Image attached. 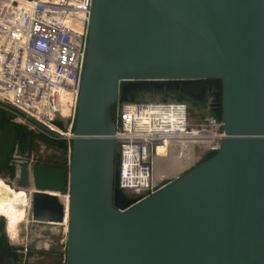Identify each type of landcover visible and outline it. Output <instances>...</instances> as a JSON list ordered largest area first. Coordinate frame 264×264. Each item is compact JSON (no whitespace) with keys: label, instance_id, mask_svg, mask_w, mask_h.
<instances>
[{"label":"water","instance_id":"obj_1","mask_svg":"<svg viewBox=\"0 0 264 264\" xmlns=\"http://www.w3.org/2000/svg\"><path fill=\"white\" fill-rule=\"evenodd\" d=\"M163 86L212 97L222 145L129 199L115 108ZM16 135L0 127V163ZM71 136L67 167L31 166L39 191L69 196L64 264H264V0H93ZM30 218L62 223L64 206L35 193Z\"/></svg>","mask_w":264,"mask_h":264},{"label":"built area","instance_id":"obj_2","mask_svg":"<svg viewBox=\"0 0 264 264\" xmlns=\"http://www.w3.org/2000/svg\"><path fill=\"white\" fill-rule=\"evenodd\" d=\"M92 1L0 0V110L15 115V123L29 121L41 134L64 140L68 158ZM63 91L71 96L65 111L59 99ZM128 104L170 110L175 118L137 129L138 113L128 111ZM211 104L208 96L202 110L206 114L198 120L191 118L186 102L175 100L115 108L119 190L127 198L145 199L172 180L157 177L158 162L172 157L189 161L185 172L219 151L222 122L211 113ZM30 157L32 166V150Z\"/></svg>","mask_w":264,"mask_h":264},{"label":"rangeland","instance_id":"obj_3","mask_svg":"<svg viewBox=\"0 0 264 264\" xmlns=\"http://www.w3.org/2000/svg\"><path fill=\"white\" fill-rule=\"evenodd\" d=\"M164 95H167L166 93ZM168 96V95H167ZM165 96V97H167ZM60 106L62 111L66 110L67 105L70 103L71 96L63 91L59 93ZM163 99L162 95L151 92H143L137 96L136 103L156 102ZM163 100H166L163 99ZM167 100H171L168 98ZM62 103V104H61ZM67 104V105H66ZM150 109L137 112L136 115V128L148 129L155 125L156 122H170L171 118H175V115H171L168 111H159L155 107H149ZM191 118L194 120L201 119L205 116V112L198 107H190ZM8 117H12L13 120L18 119L15 115L5 111ZM10 117V118H11ZM23 121V120H22ZM24 124L31 126L29 121H23ZM18 124H22L19 123ZM38 132L37 129H35ZM40 133V132H38ZM54 137V136H52ZM55 140L54 138H51ZM57 140V139H56ZM30 147V146H29ZM164 151L159 149L158 153ZM13 154V153H12ZM32 155L36 162L49 164V165H61L63 167L68 166V147L66 150L60 149L58 146L50 145L46 142L35 140L32 144ZM12 156V155H11ZM10 156V158H11ZM189 163L186 160L178 161L172 157L168 161L158 162L157 164V177L167 180L173 179L183 168ZM184 171H182L183 173ZM181 173V174H182ZM10 173L7 171H0V183H6L10 181ZM163 182V183H164ZM62 197L65 196L61 195ZM1 209V206H0ZM48 229V230H47ZM39 235V236H38ZM41 235V236H40ZM39 237V238H38ZM65 250H66V236L63 234L62 228L59 226L48 225L45 223H31L29 225V235L27 247L23 249L24 253L14 258H5L4 261H13V264H64L65 263Z\"/></svg>","mask_w":264,"mask_h":264},{"label":"bare ground","instance_id":"obj_4","mask_svg":"<svg viewBox=\"0 0 264 264\" xmlns=\"http://www.w3.org/2000/svg\"><path fill=\"white\" fill-rule=\"evenodd\" d=\"M126 106L127 109L135 107L132 104H128ZM60 131L63 132V130ZM27 140L29 139L27 138ZM29 146L30 143L28 142L26 151L21 150L18 144V135H16L10 152L8 153L6 159L0 163V165H3L4 163L8 162L10 159L9 162L10 166H14V174L13 176H11L10 181L6 183H0V203H6L8 205L9 208L7 215L19 223L18 228L15 231L6 232L5 228L4 231L5 234H8L10 236L22 238L24 245H27L28 243L29 225L31 223H34L30 218V209H31L32 195L35 193H42L45 195L56 196L57 198H59V200L64 206V219L62 223L46 222L45 224L61 227L63 234L65 236L67 235V227H68L69 196L65 194V196L62 197L61 194L56 192L39 191L34 186L31 177V163H30L31 157H30ZM23 166L25 167L24 168L25 179L22 180L21 174L23 172L22 170ZM4 215L5 214L0 211V225L2 224Z\"/></svg>","mask_w":264,"mask_h":264},{"label":"trees","instance_id":"obj_5","mask_svg":"<svg viewBox=\"0 0 264 264\" xmlns=\"http://www.w3.org/2000/svg\"><path fill=\"white\" fill-rule=\"evenodd\" d=\"M134 99L135 101L137 100V98H134ZM163 101H167V99ZM175 101L186 102V99L183 97H180V98H177ZM195 106H197V104H195ZM2 112H3L2 116L5 118L6 122H10V121L14 122L11 116L10 118L4 111ZM15 124L17 128V135L20 133H23L29 139L30 150H32V144L35 140L43 141L50 145L58 146L60 149L64 151L67 148V144L64 140H53L41 133L36 132L34 129H32L26 124H18V123H15ZM210 156L212 155H208L207 157H205V159ZM55 166L63 167L61 165H55ZM0 171H7L10 173V176H13L14 166H9V162H6L3 165H0ZM0 206L3 209V211L1 212L5 214L1 227H4V228L7 227L6 232L15 231L18 228L19 223L7 215L9 207L6 203H0ZM26 247L27 245H24L22 238L13 237L8 234H6V236L2 235L0 238V264H13V261L15 260V258L18 255L23 254L24 253L23 249H25ZM5 258H8V259L14 258V260L4 261Z\"/></svg>","mask_w":264,"mask_h":264},{"label":"flooded vegetation","instance_id":"obj_6","mask_svg":"<svg viewBox=\"0 0 264 264\" xmlns=\"http://www.w3.org/2000/svg\"><path fill=\"white\" fill-rule=\"evenodd\" d=\"M157 93V94H159V95H162L163 96V99H168V98H170L171 100H176L177 98H180V97H183V98H185L184 96H182L179 92H175V91H167V90H165V87L163 86L162 87V89L159 91V92H154V91H151V93ZM141 93H143V92H134V91H131L130 92V96L131 97H133V98H137V96L138 95H140ZM167 94V95H164V94ZM165 96H167V97H165ZM162 99V100H163ZM186 99V98H185ZM207 100H208V95H205L204 96V98H203V100H202V102L200 103V104H197V106H195V104L196 103H194V102H192V101H190V100H188V99H186V103L190 106V107H198V108H201V110H203V107L206 105V102H207ZM146 108L147 109H150L149 107H145V106H142L141 105V107L140 108H138V107H132V108H129V109H127L128 111H141V110H146ZM6 122V120H5V118L2 116V118L0 119V127L2 126V124H4ZM8 162H10V159H9V161ZM9 166H10V164H9ZM0 211H3V209L1 208L0 209ZM5 230L7 231V227H5ZM2 235H4V236H6V234H5V231H4V227H1V225H0V238H1V236Z\"/></svg>","mask_w":264,"mask_h":264},{"label":"crops","instance_id":"obj_7","mask_svg":"<svg viewBox=\"0 0 264 264\" xmlns=\"http://www.w3.org/2000/svg\"><path fill=\"white\" fill-rule=\"evenodd\" d=\"M62 104V103H61ZM63 108H64V106H63ZM63 108H61V109H63ZM168 112L171 114V115H174V113H172V111H170V110H168ZM171 120H173V118H171L170 119V121ZM169 123V122H168ZM57 131H59V132H61V133H63L62 131H60V129H56Z\"/></svg>","mask_w":264,"mask_h":264}]
</instances>
